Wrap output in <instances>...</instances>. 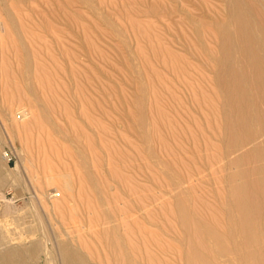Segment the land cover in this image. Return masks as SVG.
I'll use <instances>...</instances> for the list:
<instances>
[{
    "label": "rangeland",
    "instance_id": "obj_1",
    "mask_svg": "<svg viewBox=\"0 0 264 264\" xmlns=\"http://www.w3.org/2000/svg\"><path fill=\"white\" fill-rule=\"evenodd\" d=\"M229 1L0 0V251L26 264H64L61 244L75 264L212 256L198 233L178 241V215L222 231L224 175L252 146L225 154L208 58ZM53 138L46 160L70 191L36 157Z\"/></svg>",
    "mask_w": 264,
    "mask_h": 264
},
{
    "label": "bare ground",
    "instance_id": "obj_2",
    "mask_svg": "<svg viewBox=\"0 0 264 264\" xmlns=\"http://www.w3.org/2000/svg\"><path fill=\"white\" fill-rule=\"evenodd\" d=\"M229 11L228 22L214 26L216 53L208 55L220 100L221 135L226 155L252 146L235 157L236 171L224 175V215L218 220L222 231L206 219L195 223L193 215H178L184 228L178 241L186 242L190 234L198 233L206 250L212 252L208 256L196 247L177 250L184 264H219L214 257L223 258V264H264V0H230ZM57 141H37L41 144L36 143L35 156L42 162V170L56 173L64 189L70 191L69 174L59 172L60 165L53 167L46 160ZM84 179L95 180L91 174ZM3 182L0 172V185ZM0 198L10 202L4 195ZM59 247L64 264H75L77 257L67 246ZM39 249L40 243L35 242L26 253ZM0 264H26L25 254L22 249L7 247L0 251Z\"/></svg>",
    "mask_w": 264,
    "mask_h": 264
},
{
    "label": "built area",
    "instance_id": "obj_3",
    "mask_svg": "<svg viewBox=\"0 0 264 264\" xmlns=\"http://www.w3.org/2000/svg\"><path fill=\"white\" fill-rule=\"evenodd\" d=\"M3 154H4V156H5L6 158H8V157H9V154H10L9 149H8V150H5Z\"/></svg>",
    "mask_w": 264,
    "mask_h": 264
}]
</instances>
